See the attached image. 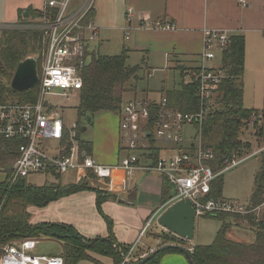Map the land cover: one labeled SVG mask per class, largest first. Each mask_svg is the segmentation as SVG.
I'll list each match as a JSON object with an SVG mask.
<instances>
[{"label": "built area", "instance_id": "1", "mask_svg": "<svg viewBox=\"0 0 264 264\" xmlns=\"http://www.w3.org/2000/svg\"><path fill=\"white\" fill-rule=\"evenodd\" d=\"M95 0H46L45 7L37 18L15 24L3 25L0 29L41 34L44 50L38 73L37 97L33 103L0 102V138L6 141L19 140L16 157L11 160L5 172V189L10 190L20 179L32 174L46 176L61 175L74 171L81 179L98 183H111L112 175L121 171L126 179L135 172L157 173L173 189L171 202L188 200L199 217H212L219 214L239 216L247 225L246 219L255 217L259 221L264 216V181L261 185L260 203L252 206L250 201L241 205L224 199H213L211 184L224 170L238 163V157L232 156L223 162V170L214 173L208 165L214 153L203 146L202 126L206 114L211 109L219 84L226 79L219 65L209 67L219 55L229 49V33L223 30H203V52L200 65L195 70L184 73L186 81L194 76L196 97L199 109L196 113H182L168 106L163 95L159 100L133 98L120 110L119 138L121 149L126 153L119 163L104 166L97 163L90 154L80 150L77 140V126L70 129L64 126L57 107L47 102L51 94L69 97L78 94L82 87L81 72L88 63L89 44L98 40V29L93 21L86 20L93 10ZM251 0H238L242 9L250 7ZM130 17V12H128ZM170 23L156 22L148 29L171 31ZM129 29L125 30L127 39ZM92 54L95 51L91 52ZM148 73V78L151 77ZM58 95V94H57ZM264 124L261 114L252 118V123ZM251 130H254L253 124ZM193 129L195 134L183 136L184 129ZM145 132L148 136H145ZM67 133L66 147L60 142ZM54 140L59 149L56 154H48L41 141ZM264 151L254 149L252 155ZM65 152V154H62ZM251 154V153H250ZM242 157L240 160H244ZM156 215L150 217L142 226L136 242L129 247L120 264H136L156 248L135 257L140 240L145 237ZM159 235L168 231L160 227ZM38 241L32 238H18L0 243V264H65L61 255L37 256L33 252ZM161 247V246H160ZM185 247V245H184ZM186 248V247H185ZM187 249V248H186ZM192 252V249H187Z\"/></svg>", "mask_w": 264, "mask_h": 264}, {"label": "trees", "instance_id": "2", "mask_svg": "<svg viewBox=\"0 0 264 264\" xmlns=\"http://www.w3.org/2000/svg\"><path fill=\"white\" fill-rule=\"evenodd\" d=\"M91 12L86 20L91 19ZM27 14L29 18L40 16V13L28 12ZM229 42V49L223 54L221 62V69L226 79L219 84L214 102L202 126L203 146L214 153L213 160L208 163L214 173L223 170V162L232 156L242 158L246 154L249 155L253 149L264 145V124L252 123V118L259 114L264 118V110H250L243 107L244 37L234 35L229 38ZM43 50L42 37L37 32L0 29V102L4 103L5 98L9 96H14L15 101L13 102L18 103H33L36 100L37 85L32 90L17 93L11 90L10 81L17 65L27 57L36 58L38 74ZM127 60V51L117 56L92 54L90 61L81 72L82 87L78 91L76 107L77 140L80 150L87 154L91 151L90 143L80 139L79 133L85 129L81 125L92 126L95 115L100 112L119 114L124 106L122 105L124 95L129 92L136 94V82L140 79L139 75L143 68L142 65L130 66ZM196 85L197 82L193 76L190 82H182L179 89L165 92L163 95L167 99L168 106L182 113H196L199 109ZM251 123L254 128V144H257V148L253 147L248 138H244ZM66 144L67 133L60 142L62 147H66ZM19 145V140L6 141L0 138L1 166L7 167L9 162L16 157ZM259 160L255 188L250 199L252 206L260 203L261 185L264 181V151L259 154ZM25 181L26 179L18 180L10 190L5 189V182L0 186V243L26 236L35 240L41 236L54 237L61 239L64 243L65 253L61 256L65 264H77L82 260L100 264L89 256L88 253L91 252L109 257L113 264H120L121 255L124 256L127 253L126 248L117 244L112 233V222L102 215L100 209L105 200L115 199L114 195L86 186L83 182L62 186L57 181V183L44 184L39 187H25ZM221 187L220 175L211 184L209 197L217 199ZM170 188L166 183L162 189V203L172 197ZM85 190L96 194V209L107 225L108 236L106 238L88 240L68 225L52 223L31 225L28 222V208H43L50 202ZM212 218L221 219L222 224L211 244L196 245L192 248L191 254L195 264H264V216L259 221L255 220V217L246 219L254 235L251 244L239 243L227 238L230 224L225 222V219L226 221L227 219L242 221L241 217L219 214ZM155 239L167 240L163 246L173 243L171 236L164 238L156 234ZM170 253L180 252L168 250L157 253L145 264H161L162 257ZM142 254L144 252L138 250L134 256L138 257Z\"/></svg>", "mask_w": 264, "mask_h": 264}, {"label": "crops", "instance_id": "3", "mask_svg": "<svg viewBox=\"0 0 264 264\" xmlns=\"http://www.w3.org/2000/svg\"><path fill=\"white\" fill-rule=\"evenodd\" d=\"M121 1L126 16L128 17V12H132V15L128 17V25H133V27L130 26L123 29V33H125L126 29H129V35L126 39L124 34V39L128 40L131 31H135L133 48L141 53H149L150 49H157L166 58L167 63L171 62L173 65V68L166 69L168 71L173 70V73L179 72L181 83L188 82L183 75L186 71L195 70L200 65L204 29L223 30L228 32L230 37L234 35H242L244 37L243 33L246 34L251 30L264 31V20L256 16L264 12V0H251L248 9H242L238 4V0ZM45 3L46 0H0V27L32 19V17H28L27 13H41ZM91 13V20L98 29L99 41L101 40V29L95 20L96 11L94 7ZM20 16L22 17L21 19ZM156 22L170 23L174 28L171 31L148 29ZM121 23L123 24L124 21ZM95 43L89 44V50ZM222 57L223 55L218 54L214 62H208L206 65H219V62H222ZM147 70L149 71L150 69L148 68ZM179 87L173 90H177ZM149 94H146L148 98L155 101L163 96V93H160L157 97H150L151 94ZM111 115L115 114L100 112L96 114L93 120L92 128L95 130L96 138L98 137L96 146L102 145L104 150L100 152L95 147L94 141L83 139V141L90 143V156L97 163L104 166H113L119 163L120 159L126 154L121 149L120 144L119 117L114 118L112 122ZM85 132L86 129L83 130V133ZM69 172L74 173L77 180L71 184H62L61 179H59L63 186L83 182L86 186L115 196V199L109 198L105 200L101 204L100 209L102 215L112 222V233L117 244L124 248L130 247L136 242L146 220L154 215L159 217L173 204L171 202L174 195L172 188H170L172 197L164 203L161 202V192L166 186V182L153 171L135 172L129 179L125 178L123 172L116 171L112 175L110 184L107 182L98 183L95 180L87 181L81 179L78 173ZM99 185L108 187L110 192L99 189ZM120 185H123V187ZM118 199L123 200L125 203H119ZM28 213L45 214L44 221L32 220V222H29L31 225L43 223L68 225L74 228L81 237L88 240L106 238L108 236L107 225L96 209V194L93 191L85 190L74 193L50 202L43 208L30 207L28 208ZM153 223L158 225L156 221ZM229 224L232 227L233 222L231 223L230 221ZM156 232L153 233L150 229L148 234L140 240L139 244L144 238L156 240L155 235L159 234V232ZM237 232V234L234 232L231 234L236 242L240 243V240L251 242V240H254L253 234L249 238L243 236V233H246L245 230H238ZM194 246L196 244L185 245L190 250ZM151 249L145 245H138L137 251L141 250L146 253ZM161 264H188V262L181 253H170L162 257Z\"/></svg>", "mask_w": 264, "mask_h": 264}, {"label": "rangeland", "instance_id": "4", "mask_svg": "<svg viewBox=\"0 0 264 264\" xmlns=\"http://www.w3.org/2000/svg\"><path fill=\"white\" fill-rule=\"evenodd\" d=\"M126 9V8H125ZM94 10L96 11V23L100 27V39L97 40L93 47L90 49V52L87 55V61H90L92 56V51H95L96 56H117L120 55L123 51H127L128 61L127 64L130 66L142 65V71L140 72V79L136 82V94L134 92H129L123 97L122 105H125L127 102L133 100V98H148L146 94H151L150 97H157L160 93L165 94L167 91H171L174 88H178L181 84V79L179 72L168 71L166 68H173V65L167 63V60L163 55H161L157 49H150L149 53H141L139 50L133 48L134 44V34L135 31H131L130 38L128 40L124 39L123 29L128 27H133V25H128V17L124 12V7L121 0H96ZM132 15V12L130 13ZM258 18L264 20V12L260 15H256ZM124 21L122 24L121 22ZM264 32V31H263ZM263 32L260 31H248L244 34L245 37V55H244V74H243V107L245 109H252L261 111L264 109V39ZM175 66H177L175 64ZM213 66V64H209ZM150 70L148 71L146 68ZM151 72V77L148 78V73ZM32 90V89H31ZM58 94V95H57ZM51 94L46 97L47 102L53 104L57 107L60 112L62 122L64 125L70 129L72 125L77 122V112L76 107L78 105V94L73 92L69 97ZM149 94V95H150ZM15 97L9 96L5 98V102H13ZM116 115V116H115ZM111 115L112 122L114 118H117L118 115ZM96 117V115H95ZM94 117V118H95ZM111 122V121H110ZM83 123V122H82ZM82 128L86 129V132L79 133L80 139H89L95 142V147L101 152L102 145L96 146L98 137L96 138L95 130L92 126L81 125ZM195 132L193 129H184L183 136L189 137L194 135ZM254 130H251V127L248 129V133L244 138H248L252 142L253 147L257 148V144H254ZM250 136V137H249ZM41 147L48 154H56L59 150L57 148L58 142L54 140L41 141ZM263 147L257 148L260 149ZM254 150V149H253ZM246 154L244 160L238 158V163L234 167L228 170H224L221 174L222 178V187L220 194H217V199H224L227 201H232L244 205L246 202H249L255 188V177L259 170L260 160L258 155ZM4 166L0 165V169L5 170ZM61 179L62 184H71L74 183L76 175L72 172H67L56 178L55 176H46V174H32L26 178L25 187H39L44 184L57 183ZM5 180V172L0 170V186ZM61 184V183H60ZM61 184V185H62ZM63 186V185H62ZM123 187V185H120ZM99 189L110 192V189L106 186L99 185ZM28 212V211H27ZM28 222L35 220L44 221V213H28ZM231 221L232 227L230 226L227 232V238L235 241L232 238L233 232L238 233V230H245L246 233H243V236L249 238L252 236L253 232L251 231L249 225L244 224L238 219H225V222L229 223ZM222 224L221 219H216L212 217H199L195 219V229H194V238L191 242L186 244H196V245H209L213 242L217 231L219 230ZM153 233L161 232L159 226L156 223H153L151 228ZM159 229V231H158ZM156 232V233H157ZM159 235V234H157ZM164 238H169L171 234L162 235ZM38 245L36 246L34 255L37 256H54V255H64L65 248L64 243L61 239L54 237H39ZM167 241V240H166ZM166 241L160 239L159 247L163 246ZM240 240V243L251 244V242H246V240ZM145 245L154 249L156 247V240L151 238H144L139 244V246ZM129 247L126 248L128 251ZM90 257L97 260L100 264H111V259L104 255L95 254L93 252L88 253ZM77 264H94L87 260H82L77 262ZM113 264V263H112Z\"/></svg>", "mask_w": 264, "mask_h": 264}, {"label": "water", "instance_id": "5", "mask_svg": "<svg viewBox=\"0 0 264 264\" xmlns=\"http://www.w3.org/2000/svg\"><path fill=\"white\" fill-rule=\"evenodd\" d=\"M37 83L36 58L27 57L17 65L10 81V88L14 92L22 93L33 89ZM145 136H148L147 132H145ZM118 202L125 203L121 199ZM157 224L172 235L174 244L157 248L136 264H145L155 254L168 250H177L186 258L188 264H195L191 252L184 247V243L191 242L194 238L195 213L192 204L188 200L173 203L157 218ZM25 238L29 237L26 236ZM122 259L123 256L121 255ZM124 264L130 263L125 262Z\"/></svg>", "mask_w": 264, "mask_h": 264}, {"label": "flooded vegetation", "instance_id": "6", "mask_svg": "<svg viewBox=\"0 0 264 264\" xmlns=\"http://www.w3.org/2000/svg\"><path fill=\"white\" fill-rule=\"evenodd\" d=\"M36 71H37V68H36ZM37 76H38V74H37Z\"/></svg>", "mask_w": 264, "mask_h": 264}]
</instances>
